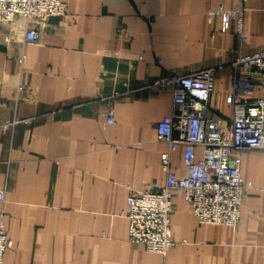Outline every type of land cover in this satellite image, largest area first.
Instances as JSON below:
<instances>
[{
	"label": "crops",
	"instance_id": "1",
	"mask_svg": "<svg viewBox=\"0 0 264 264\" xmlns=\"http://www.w3.org/2000/svg\"><path fill=\"white\" fill-rule=\"evenodd\" d=\"M63 1L68 13L41 21L35 42L22 15L0 20V123L31 118L0 136L12 240L2 264H264L263 149L231 152L245 185L235 226L199 223L175 189L172 245L160 253L128 239L126 216L131 190L165 179L154 123L169 118L171 93L152 81L213 67L210 105L228 124L230 63L264 47V0ZM220 3L244 7L241 36L208 16ZM182 152L170 153L177 177Z\"/></svg>",
	"mask_w": 264,
	"mask_h": 264
},
{
	"label": "built area",
	"instance_id": "2",
	"mask_svg": "<svg viewBox=\"0 0 264 264\" xmlns=\"http://www.w3.org/2000/svg\"><path fill=\"white\" fill-rule=\"evenodd\" d=\"M243 9L239 5L226 8L220 3L217 8L208 10V16L220 17L222 31H227L231 21H235V32L241 36ZM67 13L63 0H0V20H11L15 15L25 17L28 42L36 41L41 21L51 15ZM230 64L233 75L227 97L232 116L228 124H223L221 116L210 105L213 67L168 73L152 81L160 89L169 87L171 93L169 118L154 123L157 139L166 143L160 153L165 179L163 184L153 182L142 189L131 190L126 199L127 237L144 244L150 251L165 253L172 245L169 223L175 189L183 191L199 223L235 226L240 217L245 185L239 168L240 158L233 157L231 152L264 150V92L256 95L264 89V47L240 52ZM102 115L103 125L114 122L110 108L102 111ZM30 119L14 116L1 122L0 136ZM178 145L183 147L184 177H177L170 165V153ZM197 147L202 148L200 157L196 156ZM0 200H3L2 190ZM11 245L4 227V213L0 210V264Z\"/></svg>",
	"mask_w": 264,
	"mask_h": 264
}]
</instances>
